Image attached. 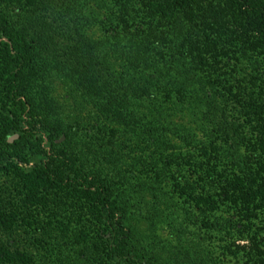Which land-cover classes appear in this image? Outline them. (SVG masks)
<instances>
[{
	"label": "trees",
	"instance_id": "1",
	"mask_svg": "<svg viewBox=\"0 0 264 264\" xmlns=\"http://www.w3.org/2000/svg\"><path fill=\"white\" fill-rule=\"evenodd\" d=\"M89 1L0 0V170L15 176L31 213L20 218L0 207V230H12L20 219L46 254L72 264H264L259 79L236 80L240 92L227 89L240 107L236 116L218 94L202 89L204 82L216 87L214 80L198 76L247 49L262 54L253 64L264 71V0H111L117 15L100 20L101 38L90 35L97 15ZM57 79L94 112L96 135L85 151L57 116L63 107L54 94ZM178 109L195 126L181 122L184 117L173 122ZM168 134L199 145L185 160L195 181L172 178L170 185L189 207L184 221L203 230L172 252L127 224L125 194L108 172L121 160L116 136L158 149ZM34 156L43 160L25 167ZM156 167L150 182L147 174L140 177L146 189H162L167 170ZM0 264L37 262L0 242Z\"/></svg>",
	"mask_w": 264,
	"mask_h": 264
},
{
	"label": "rangeland",
	"instance_id": "2",
	"mask_svg": "<svg viewBox=\"0 0 264 264\" xmlns=\"http://www.w3.org/2000/svg\"><path fill=\"white\" fill-rule=\"evenodd\" d=\"M112 3L111 0L89 1L90 10H94L97 15L95 24L90 31L91 36L101 38L104 29L101 28L100 20L109 14L112 16L117 15V8ZM145 38V36L142 37L143 42H145ZM235 54L238 56V60L233 57L217 60V62H221H218V64H216L217 62H213L214 66H216L213 71H201L198 73V76L204 81L209 78L214 80L216 87L213 85L212 88H209L210 86L202 80L204 82L202 89L210 90L218 94L220 104H226L227 113L232 112L237 116L240 107H236L231 103L234 99L226 95L227 89L231 88L232 90L230 92L232 93L234 90L240 92L242 88L237 90L240 86H236V80L244 79L248 81L249 77L255 76L259 80L255 82V88L257 90L255 93L257 95L254 97H264V91H260L256 86L259 85L264 88V71L260 70L257 72L254 68H258V65L253 64L254 57L258 56L257 58H260L262 54L256 55L248 49L243 54ZM224 80L228 81L224 83ZM55 81L56 83L53 86L54 94L58 95L60 102L63 103V107L57 110V116L65 121L66 126L68 124L69 126L71 125L70 135L72 140L79 148L85 151L86 148L84 145L88 144L89 140L96 135L94 112L87 104L80 103L82 100L77 99L78 96L73 94L76 99L72 97L69 92V87L63 79H57ZM245 86L251 87L252 85L245 82ZM234 108H239V110L235 112ZM177 112L172 117L173 122L176 120L180 123V117H184L185 119L181 122L185 123L190 121L189 128L195 126L193 124L195 118L187 110L183 112L181 109H178ZM194 132L199 140L203 139L200 131L195 130ZM12 137L14 135L10 136V138ZM122 138L119 135L116 136V139L121 140L118 145L119 151L117 152V154H121V160L114 165H110L108 172L110 173V178L116 181L115 190L123 191L125 194L120 198V202L127 224L137 232L146 236L149 239L148 241H152L153 239L154 244L158 248H163L170 252L175 251L180 244L188 243L189 240L192 242L193 239L196 242L197 235H201L203 230L199 228V224L196 225L184 221V210L189 207L182 202V198H178V193H173V187L171 185L172 178L177 179L181 184H185L187 181H195L196 176L191 167L185 164V160L188 156H191V158L196 156L199 145L195 146V144H192V146H187L178 137L171 134H168L169 141L164 145L161 144L158 149L149 144L141 143L140 141H132L134 139L129 140V138L127 139L123 136ZM44 145L45 141L41 142V146ZM89 146L92 149L94 144ZM101 150L109 153L108 147L104 145ZM170 157L175 159V162H172L170 165L165 164V158ZM42 160V157L34 156L25 167H31L34 163ZM155 164H157V172L160 167H164L167 170L162 176L164 178L162 189L158 191L146 189L142 184L143 181L140 180L141 176L143 177L147 174V181H151V178L154 177L153 168ZM16 184L17 179L12 173L0 170V207L10 212H16L20 218L29 216L31 213L27 212L26 208L22 206ZM191 210L196 211L195 208H191ZM42 217L45 219V216ZM24 224L18 219V222L12 230L1 229L0 242L12 250L17 249L31 254L37 264H72L66 260V257L57 255L56 253L46 254L49 251L41 247L39 242L34 241V236L31 237L29 234L24 233L23 226L27 227ZM180 226L183 229H180ZM178 242L180 244H177ZM162 252L167 254L168 251Z\"/></svg>",
	"mask_w": 264,
	"mask_h": 264
}]
</instances>
